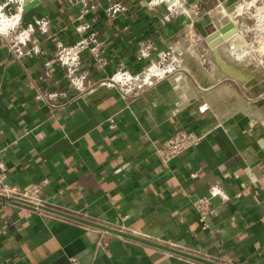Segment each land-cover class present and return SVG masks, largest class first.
I'll list each match as a JSON object with an SVG mask.
<instances>
[{
    "label": "crops",
    "instance_id": "1",
    "mask_svg": "<svg viewBox=\"0 0 264 264\" xmlns=\"http://www.w3.org/2000/svg\"><path fill=\"white\" fill-rule=\"evenodd\" d=\"M75 1L43 0L26 12V22L49 23L47 33H35L42 54L16 60L0 40V149L8 183L29 189L46 182L40 196L47 207L220 264H264V114L254 113L260 120L246 114L214 117L177 72L137 96L123 98L118 88L102 86L49 107L38 99L40 92L77 94L58 61L59 44L75 45L97 33L104 53L86 52L81 61V71L97 82L120 63L133 73L141 69L136 52L142 42L153 41L158 52L166 51L184 31L183 16L165 19L164 5L148 10L143 0H98L97 10L78 20L83 8ZM226 1L231 0L201 3L209 14L196 29L208 46L206 27L214 6ZM115 3L126 10L112 18L107 10ZM82 24H90V31H79ZM153 57L158 60L157 53ZM195 59L201 66L206 62L202 54ZM225 90L212 98L235 99ZM111 117L115 130L107 123ZM179 130L206 136L181 158L161 164L158 149ZM214 187L229 200L213 198L209 227L203 229L193 202L210 196ZM73 259L78 264H203L0 199V264H72Z\"/></svg>",
    "mask_w": 264,
    "mask_h": 264
},
{
    "label": "built area",
    "instance_id": "2",
    "mask_svg": "<svg viewBox=\"0 0 264 264\" xmlns=\"http://www.w3.org/2000/svg\"><path fill=\"white\" fill-rule=\"evenodd\" d=\"M202 2L203 0H143L148 10L164 5L168 12L165 16L167 20L174 14L183 16L184 31L180 37L177 36V40L166 51L158 52L157 46L153 41L142 42L136 52V58L143 65L135 73L131 72L125 64L120 63L110 77L97 82L89 80L87 73L81 71L83 54L86 52L93 53L95 50L103 54L105 51V42L100 41L99 35L94 31H91L88 36L81 38L75 45L65 46L64 44H59L58 61L68 69V84L77 91V94H48L40 92L38 99L43 100L49 107L56 108L77 100L102 86L118 88L123 98H128L129 96H137L142 88L154 86L160 80L165 79L178 70H182L181 65L184 66L188 63V58L184 57L183 54H187L190 51L189 55L192 56L195 52L192 37L197 23L201 17L209 14V11L202 8ZM227 2L219 3L218 7L220 4H226ZM79 4L82 5L83 10L78 20H83L85 16L97 10L99 3L98 0H76L75 5ZM125 10L126 7L124 5L115 3L109 6L107 12L113 18L116 17L118 12ZM26 12L24 10V0H7L0 5V40L6 46L9 54L16 60H21L33 54L36 56L42 54L38 47L35 33L38 30L47 33L49 27L48 22L40 19L26 22ZM93 21H95L94 18ZM90 29V24H82L79 27L81 32H88ZM154 53H157L158 60L154 59ZM178 53L179 55L177 56ZM194 62H196V59ZM107 123L111 130H115L118 126L114 117L109 118ZM205 136L204 132L194 130L177 131L168 137L158 149L157 156L159 161L161 164H169L173 160L181 158L187 152L197 148ZM3 151L4 149H0V195L7 197V201L13 198L31 202L35 205L33 208L36 210H41V206H47L40 196L41 187L46 182L34 185L29 189H21L8 183L9 171L1 160ZM217 196L224 201L229 200V197L222 190L214 187L210 196L196 199L193 202V207L198 214L199 222L203 229H208L209 227L208 220L212 214V200ZM72 264H78L77 260L73 259Z\"/></svg>",
    "mask_w": 264,
    "mask_h": 264
},
{
    "label": "rangeland",
    "instance_id": "3",
    "mask_svg": "<svg viewBox=\"0 0 264 264\" xmlns=\"http://www.w3.org/2000/svg\"><path fill=\"white\" fill-rule=\"evenodd\" d=\"M241 2L244 6L237 12L235 6ZM216 5L209 24L218 29L229 21L233 22L237 27L234 35L239 43L242 40V45L236 41L233 42L235 46L228 39L212 50L205 36L196 29L192 38L198 41V47L192 56L189 55L190 51L183 54L188 58V63L181 65L182 70L177 73L186 80V85L189 83L200 95L201 106L204 108L208 104L206 113L218 118L246 114L253 120H260L254 113L264 114V0H231L219 7V4ZM199 53L206 59L202 66L194 62V57ZM238 54L244 58L239 59L236 57ZM225 89H230L235 99L226 95L220 101L212 98L217 91ZM236 98L239 100L236 101Z\"/></svg>",
    "mask_w": 264,
    "mask_h": 264
},
{
    "label": "water",
    "instance_id": "4",
    "mask_svg": "<svg viewBox=\"0 0 264 264\" xmlns=\"http://www.w3.org/2000/svg\"><path fill=\"white\" fill-rule=\"evenodd\" d=\"M42 2H43V0H24V10L30 11L31 9H33L37 5L41 4ZM206 31L208 34L206 37V40L209 43L211 49L213 50V49H216L217 47H219L220 45H222L228 39H230L237 32V27L235 26V24L233 22L229 21L225 25H223L222 27H220L218 29L213 24H209L206 27ZM0 199L7 200V197L0 195ZM8 200L19 202V203H22V204H25L28 206H32V207L35 206L31 202L20 200V199H13L12 198V199H8ZM40 208H41V210H45V211H49L52 213L59 214L61 216L75 220V221L80 222L82 224H85L87 226L97 228V229H100V230H103V231H106V232H109L112 234H116V235H119L123 238L133 240V241H136V242H139L142 244H146V245L158 248V249H162V250L177 254L179 256H184L186 258H189L191 260H194V261H197V262H200L203 264H220V263L214 262L212 260L184 252V251L176 249V248L165 246V245L156 243L154 241H151V240H148L145 238H141V237L135 236V235L127 233V232H123V231L115 229L113 227L105 226V225L98 224V223H95V222H92L89 220H85V219L78 218L75 216H71V215H68V214H65L62 212H58V211H56L50 207H47V206H41Z\"/></svg>",
    "mask_w": 264,
    "mask_h": 264
},
{
    "label": "bare ground",
    "instance_id": "5",
    "mask_svg": "<svg viewBox=\"0 0 264 264\" xmlns=\"http://www.w3.org/2000/svg\"><path fill=\"white\" fill-rule=\"evenodd\" d=\"M243 6H244V5H243V2H241L240 4H238V5L235 6V9H237V12H240L241 9L243 8ZM235 9H234V10H235ZM235 11H236V10H235ZM225 13H226V12H225ZM230 13H231V12H230ZM232 21H233V20H232ZM235 35H236V34H235ZM235 35H233V36L229 39L230 42L232 41V43H233V42L236 43L237 40H236V36H235ZM238 37H239V36H238ZM238 37H237V39H238ZM240 37H241V36H240ZM238 40H241V38H239ZM237 42L239 43V41H237ZM241 42H242V40H241ZM241 42H240L239 44L242 45ZM224 43H225V42H224ZM235 43H233V44L236 46ZM238 43H237V44H238ZM234 45H233V46H234ZM235 46H234V47H235ZM237 46H238V45H237ZM243 46H244V45H243ZM239 47H240V45H239ZM243 48H244V47H243ZM236 49H237V48H236ZM213 50H215V49H213ZM235 52H237V51H235ZM238 52H239V51H238ZM236 54H237V53H236ZM236 57H238L239 59L244 58L243 55H240V54H238ZM200 80H201V78H200ZM201 81H203V79H202ZM225 91H226V90H225ZM225 93H226V92H225Z\"/></svg>",
    "mask_w": 264,
    "mask_h": 264
}]
</instances>
